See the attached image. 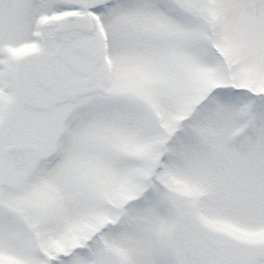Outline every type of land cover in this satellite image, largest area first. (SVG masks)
Masks as SVG:
<instances>
[{"label": "snow or ice", "instance_id": "obj_1", "mask_svg": "<svg viewBox=\"0 0 264 264\" xmlns=\"http://www.w3.org/2000/svg\"><path fill=\"white\" fill-rule=\"evenodd\" d=\"M0 264H264V0H0Z\"/></svg>", "mask_w": 264, "mask_h": 264}]
</instances>
